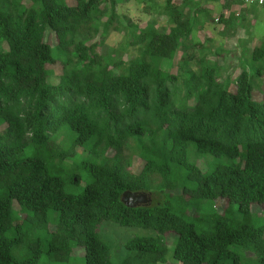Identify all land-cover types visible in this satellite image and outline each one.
<instances>
[{
  "label": "trees",
  "instance_id": "trees-1",
  "mask_svg": "<svg viewBox=\"0 0 264 264\" xmlns=\"http://www.w3.org/2000/svg\"><path fill=\"white\" fill-rule=\"evenodd\" d=\"M132 1L0 0V264H66L78 247L113 264L106 222L157 233L122 264H165L172 244L180 264H264V43L236 78L195 51L181 76L164 65L191 45V12L166 0L162 33L123 21ZM123 29L128 62L97 40ZM127 191L152 206L127 208Z\"/></svg>",
  "mask_w": 264,
  "mask_h": 264
},
{
  "label": "rangeland",
  "instance_id": "rangeland-1",
  "mask_svg": "<svg viewBox=\"0 0 264 264\" xmlns=\"http://www.w3.org/2000/svg\"><path fill=\"white\" fill-rule=\"evenodd\" d=\"M188 1L194 4H187ZM166 2V0H146L143 3L136 0L130 3L119 2L116 10L125 23L129 20L141 28L152 24L164 33L173 25L165 11ZM69 3H72V0H69ZM174 3L191 12L190 19L194 21V32L187 42L191 45L188 48H180L176 59L164 65L168 70H179L181 76L194 68L193 64L188 65L185 60L195 51L198 57H204L210 63H217L220 66L222 79L228 76L236 78L241 72L242 60L247 52L251 54L255 46L264 43V6L234 5L226 9L222 2L216 0H174ZM221 15L224 16L225 22L220 20ZM127 32L123 29L121 32L112 31L103 38L100 35L97 40L104 43L100 52L103 55H116L124 62L139 56V50L130 45L131 38ZM84 186L85 184L72 191L80 193ZM260 211L256 209L255 214H261ZM99 232L102 241L110 247L113 264H122L127 255L125 245L130 239L157 235L152 229L123 227L114 222L102 224ZM75 251L72 261L66 264H85L84 248L78 247ZM173 252L174 244L168 246V262L165 264H180L173 257Z\"/></svg>",
  "mask_w": 264,
  "mask_h": 264
},
{
  "label": "water",
  "instance_id": "water-1",
  "mask_svg": "<svg viewBox=\"0 0 264 264\" xmlns=\"http://www.w3.org/2000/svg\"><path fill=\"white\" fill-rule=\"evenodd\" d=\"M123 204L130 209L139 207H151L153 204V195L147 192L127 191L122 196Z\"/></svg>",
  "mask_w": 264,
  "mask_h": 264
},
{
  "label": "built area",
  "instance_id": "built-area-1",
  "mask_svg": "<svg viewBox=\"0 0 264 264\" xmlns=\"http://www.w3.org/2000/svg\"><path fill=\"white\" fill-rule=\"evenodd\" d=\"M241 2L245 6H256L262 7L264 6V0H237Z\"/></svg>",
  "mask_w": 264,
  "mask_h": 264
}]
</instances>
